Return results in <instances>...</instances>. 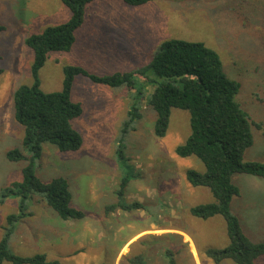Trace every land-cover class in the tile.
Wrapping results in <instances>:
<instances>
[{
	"label": "rangeland",
	"instance_id": "374dc122",
	"mask_svg": "<svg viewBox=\"0 0 264 264\" xmlns=\"http://www.w3.org/2000/svg\"><path fill=\"white\" fill-rule=\"evenodd\" d=\"M68 15L58 0H0V196L21 181L25 165L6 158L9 150L20 148L23 137V128L13 118V94L32 83L33 56L24 41ZM172 39L203 43L236 77L238 101L253 134L243 160L264 163V0H149L141 7L94 1L71 49L49 55L39 72L40 88L45 93L60 91L63 69L69 66L99 77L134 72L149 63L162 42ZM135 77L133 88L75 77L70 98L82 107L73 121L82 145L67 153L44 146L36 173L43 182L64 177L72 205L85 212V218L64 221L43 202L29 200L30 215L16 225L10 252L24 257L45 254L61 264H168L170 257L175 264H215L206 251L227 245L225 223L219 216L202 220L190 214L192 207L214 199L206 188L185 180L189 169L202 173V164L175 153L189 135V114L172 109L165 136L155 137L156 116L147 104L153 87ZM132 106L138 117L122 132ZM122 177L129 181L121 204L136 202L142 208L108 212V206L117 205ZM233 183L240 195L232 200V212L251 241L264 242V178L238 174ZM17 212L16 199H0V240L6 218ZM136 258L140 261L132 263ZM255 264H264V257Z\"/></svg>",
	"mask_w": 264,
	"mask_h": 264
},
{
	"label": "trees",
	"instance_id": "16d2710c",
	"mask_svg": "<svg viewBox=\"0 0 264 264\" xmlns=\"http://www.w3.org/2000/svg\"><path fill=\"white\" fill-rule=\"evenodd\" d=\"M66 8L68 17L60 24L45 28L25 39L33 60L30 66L31 85H21L13 94V118L23 128L20 148L6 153L9 162H24L21 181L3 189L1 200H17L18 212L6 218L4 234L0 240V264H61L47 260L45 254L18 256L10 252L9 240L16 225L29 216V202H43L61 220L81 221L85 212L72 205V194L64 177H53L43 182L36 173L38 161L46 145L59 152H75L82 145L81 135L74 129L73 121L82 114L80 103L70 98L76 76L81 75L95 84L112 88H133L135 76L145 79L153 87L147 104L155 113L154 136H165L172 109L189 114V135L184 144L175 149L181 158L195 157L203 166V172L189 169L186 182L192 187L206 188L213 202L194 206L190 214L207 220L219 216L225 223L227 245L220 249H207V256L215 263L230 260L234 264H255L264 257V242H253L242 230L231 203L240 192L233 177L244 174L264 178V163L246 162L245 151L253 144L252 123L238 101L240 83L231 76L214 50L203 43L183 40L162 42L149 63L131 73L99 77L87 73L81 67L63 69L61 90L45 93L40 88L39 72L52 53L68 52L75 32L82 26L88 5L97 0H58ZM129 7H141L149 0H119ZM0 25V33L3 31ZM142 97L140 90L136 91ZM140 97V98H141ZM128 121L122 132H127L130 123L138 117L137 108L131 107ZM121 158V153L117 152ZM129 178L122 177L117 192V205L106 210L123 211L141 209L139 203L121 204L123 190ZM30 200V201H29ZM133 260V261H132ZM140 258L131 259V262ZM168 264H175L172 257Z\"/></svg>",
	"mask_w": 264,
	"mask_h": 264
}]
</instances>
